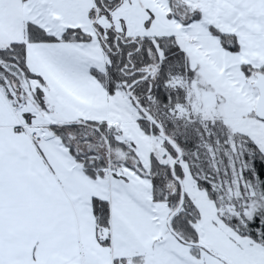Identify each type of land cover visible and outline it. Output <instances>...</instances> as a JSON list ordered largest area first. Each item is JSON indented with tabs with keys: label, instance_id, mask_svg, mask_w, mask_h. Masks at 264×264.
<instances>
[{
	"label": "snow or ice",
	"instance_id": "6c2138e0",
	"mask_svg": "<svg viewBox=\"0 0 264 264\" xmlns=\"http://www.w3.org/2000/svg\"><path fill=\"white\" fill-rule=\"evenodd\" d=\"M0 264H264V0H0Z\"/></svg>",
	"mask_w": 264,
	"mask_h": 264
}]
</instances>
